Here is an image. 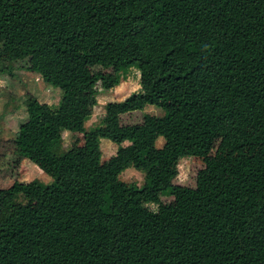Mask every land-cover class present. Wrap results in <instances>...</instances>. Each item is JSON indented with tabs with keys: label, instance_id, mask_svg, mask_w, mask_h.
Segmentation results:
<instances>
[{
	"label": "trees",
	"instance_id": "1",
	"mask_svg": "<svg viewBox=\"0 0 264 264\" xmlns=\"http://www.w3.org/2000/svg\"><path fill=\"white\" fill-rule=\"evenodd\" d=\"M18 62L60 96L27 93L7 141L52 180L0 186V264H264V0H0V73ZM130 68L137 90L85 127L96 84ZM149 105L163 113L121 122ZM101 138L117 146L106 165ZM190 151L195 186L173 184Z\"/></svg>",
	"mask_w": 264,
	"mask_h": 264
},
{
	"label": "rangeland",
	"instance_id": "2",
	"mask_svg": "<svg viewBox=\"0 0 264 264\" xmlns=\"http://www.w3.org/2000/svg\"><path fill=\"white\" fill-rule=\"evenodd\" d=\"M138 72L135 68H130L124 79L119 84L105 89L96 84V93L94 94L95 102L90 100L85 103L86 122L85 127L97 124L100 115L104 111V105L108 101L121 100L130 92L137 90ZM30 93L42 102L56 105L59 101L60 89L53 87L44 82L41 76L33 71L22 68L18 63H14V69L11 73H0V186L8 187L15 180L28 182L34 178L45 182H50L52 178L43 173L41 169L28 159H17L10 151L7 141L14 135L19 124L26 119V111L24 98ZM143 112L161 115L163 110L155 105H149L144 110L136 112H128L121 115L122 123H132L140 121ZM62 148H71L74 150H83V138L80 132H70L62 130ZM157 145L163 143L160 136L157 139ZM218 143L215 140L210 153H213ZM116 144L107 139L101 138L100 150L95 154V162L106 165L110 156L116 151ZM203 166V154L197 151H190L186 156L182 157L178 163V171L173 178V184L195 186V178L197 171ZM119 177L126 182H135L141 184L143 182L142 171L128 166ZM18 201H25L22 193L15 196ZM161 200L166 203H173L174 197L172 189L168 188L161 193Z\"/></svg>",
	"mask_w": 264,
	"mask_h": 264
},
{
	"label": "crops",
	"instance_id": "3",
	"mask_svg": "<svg viewBox=\"0 0 264 264\" xmlns=\"http://www.w3.org/2000/svg\"><path fill=\"white\" fill-rule=\"evenodd\" d=\"M136 111H140V110H132V111H128V112H136ZM128 112L122 113V115H123V114H126V113H128Z\"/></svg>",
	"mask_w": 264,
	"mask_h": 264
}]
</instances>
